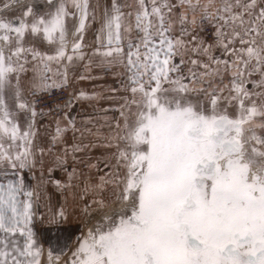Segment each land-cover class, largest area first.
Listing matches in <instances>:
<instances>
[{"label": "snow or ice", "instance_id": "obj_1", "mask_svg": "<svg viewBox=\"0 0 264 264\" xmlns=\"http://www.w3.org/2000/svg\"><path fill=\"white\" fill-rule=\"evenodd\" d=\"M73 239L64 264H264V0H0V264Z\"/></svg>", "mask_w": 264, "mask_h": 264}, {"label": "rangeland", "instance_id": "obj_2", "mask_svg": "<svg viewBox=\"0 0 264 264\" xmlns=\"http://www.w3.org/2000/svg\"><path fill=\"white\" fill-rule=\"evenodd\" d=\"M69 40H71V36H69ZM97 71H94V74ZM79 74V72H77V75ZM106 78L108 79H104V80H98V81H88V80H84V81H78L73 83V86L70 87L68 90L69 92L73 91L74 89H83L86 92H92L93 90L99 91V87L98 85H104V84H110L112 78L110 77V74L106 76ZM88 103L87 101H81L77 104L75 110L73 111V115H75L77 112H80L82 109H88ZM90 110V109H88ZM37 231L41 232L42 231V226L37 224L36 226ZM86 230V229H85ZM80 233H77V235H79ZM43 243V240L41 241ZM74 239L73 242L70 243L69 249H66L64 252V255L61 256L60 258V264H64V261L68 259V256L70 255V249L71 247H74ZM44 248H45V252H44V260L47 259V250H48V245L46 243H44Z\"/></svg>", "mask_w": 264, "mask_h": 264}, {"label": "crops", "instance_id": "obj_3", "mask_svg": "<svg viewBox=\"0 0 264 264\" xmlns=\"http://www.w3.org/2000/svg\"><path fill=\"white\" fill-rule=\"evenodd\" d=\"M92 40H93V36H92V32H87L86 33V43H91L92 42ZM87 50H89V49H86V51ZM83 71V66L82 65H79L78 67H77V72H82ZM94 71H97L98 72V70H94ZM110 77H111V75H110ZM105 79H108V78H106L105 77Z\"/></svg>", "mask_w": 264, "mask_h": 264}, {"label": "built area", "instance_id": "obj_4", "mask_svg": "<svg viewBox=\"0 0 264 264\" xmlns=\"http://www.w3.org/2000/svg\"><path fill=\"white\" fill-rule=\"evenodd\" d=\"M54 92H55L56 97H58L61 100H63L64 98H66L68 96L69 90L67 92H60L58 90H54Z\"/></svg>", "mask_w": 264, "mask_h": 264}]
</instances>
